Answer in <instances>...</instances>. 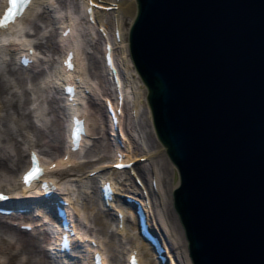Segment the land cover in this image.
<instances>
[{
  "label": "water",
  "instance_id": "1",
  "mask_svg": "<svg viewBox=\"0 0 264 264\" xmlns=\"http://www.w3.org/2000/svg\"><path fill=\"white\" fill-rule=\"evenodd\" d=\"M137 5L130 55L193 263L264 264V0Z\"/></svg>",
  "mask_w": 264,
  "mask_h": 264
},
{
  "label": "bare ground",
  "instance_id": "2",
  "mask_svg": "<svg viewBox=\"0 0 264 264\" xmlns=\"http://www.w3.org/2000/svg\"><path fill=\"white\" fill-rule=\"evenodd\" d=\"M49 1H52V3L55 2V4H57V7L59 8V12L61 13L59 23H61L63 26L65 24H68L69 27H71V34L67 38L61 35V37L64 38L63 39L64 41H60L61 44H59L56 47L57 52H58L57 53L58 58H57V61L55 62L61 63L60 60L62 56L64 55L65 50L69 46L72 49H74L77 55L76 56L77 60H78V64L76 65L78 69L80 70L79 75H80V78H82L83 84L86 87L90 88L93 91V93L96 94V96L98 95L101 98L100 99L101 104H103V106L99 104L98 105L99 109L96 110L95 107H92V105L88 103L89 101L88 102L85 101L86 98L82 96V94L77 89L76 96L73 99L75 102H77L74 104L72 108L74 113L80 114V113H84L87 110L88 111L91 110L92 114L95 112H98L99 113L98 115L97 113L95 114L99 116L100 124L96 120L97 116L95 114L94 115L90 114L88 116L89 119H93L95 124H99L100 131L102 129L110 130L111 128L110 125L112 124L109 120V116L106 114V111H105L106 108L104 106V103L102 102V96L105 95L102 87H104L105 91H109L108 93H112L115 91L114 90L115 85H114V82L108 80L103 53L102 51L100 52L102 62H103V65L101 67L103 70L100 68L99 72H97L96 69L93 70L90 66H88L87 59L85 55H83V53L86 51L85 49H87V47L91 45L90 44L91 38H96V36H99L100 40L97 43L102 45L101 41L103 40V35L101 37L100 33L98 32V29H96V25L97 23H99L102 25L107 35L106 39H104L105 43L109 42L112 47L111 57H112L113 65L116 66L117 71H118L117 75L119 77L120 85H121L120 90L122 91V94L125 97L124 107L127 104V107L129 108L127 113H126L127 111L126 107H125L126 109L125 113L123 111V114H125L124 119L126 123V128L128 129V133H129L128 126L130 125V122H132L133 126L138 132L137 136L139 137V139L141 140L146 139L145 136H143L144 134L143 132H145L144 131L145 128H148L154 135L151 111H150V107L148 106V102H146V97H145L146 96L145 87L143 83L141 82V79L139 78L138 74L136 73V70L134 69V66L131 62L130 56L128 55L129 50H128L127 40L125 36V33L128 31V28H125V26H123L125 14L126 16H130L129 19L133 21L132 19L135 16V13L137 11L136 10L137 8L136 0H104V2H106L105 4H112V1L116 2L118 10L113 11V12L111 11L102 12L99 10L98 11L93 10V13H91V15L94 17V19H96V22L94 24H91V22L87 20L88 15L85 10L86 2L83 0L82 1L81 0H35L32 7L27 10L26 16H24V18L19 20L16 26H12L11 29L0 30V57L1 56L5 57L6 55L11 54L10 48H9V45H10L9 42H14V40H17V41L19 40L21 42L20 44L23 46L27 45L33 48L32 41H30V39L23 36L25 32L24 30L27 28L28 25H31L32 19L34 20L37 19V16L40 10L43 12L50 11L47 5ZM1 4H2V0H0V6H2ZM115 23L119 27V31H121V34H120L121 47L118 46L119 43L116 37L114 36L113 30L115 29L114 28ZM60 67L62 71H64L63 72L64 79L61 78L58 82H60L61 85L67 81L71 82L74 72L66 71V68L62 65ZM103 72H104V75L106 74V77H107L106 81H108V87H106V82H104V77L102 75ZM37 78L38 76L36 77V80ZM96 78H99V82H101L102 87L99 85L98 80ZM0 91H4V87L1 82H0ZM42 101L43 100H41V102H38L37 104L36 112L39 113V115L44 114L42 113L43 111ZM112 105H114V102ZM49 107H52L51 112L56 113L54 124L56 125L57 123V125H60L61 127L60 129L63 130L62 135L65 134L66 130H64L65 127L63 126L66 120L65 118H63V115H61L63 114V111H61V109L59 110L58 108H56V106H53L52 103L49 104ZM94 108L95 110H93ZM114 108L116 110V105H114ZM132 109L135 111L136 115L139 114L141 117L145 118L146 123L144 125V128L141 129L140 131H138L136 124L133 121L134 118L132 117V113H131ZM64 117H66V115ZM119 119H120L121 126H122V120H123L122 116H119ZM123 129L124 128H122V130ZM93 133L95 134V131H93ZM125 138H128V136L126 137V134H125ZM129 138L128 139L130 143L128 147L130 148L133 147L132 152L128 151L129 159L136 161L139 159V157H143L144 155H146L147 159L149 158V161L144 162L142 165H139V166L136 165L137 167L134 165L133 171H135V175L138 178H141V180H143L144 186H142V188L147 190L148 198L150 199L151 202L153 201L152 202L153 206L152 208H150L151 213H153L154 217L156 218L160 217L162 219V222L160 219L162 227L164 226L163 222H165L169 226L168 232L169 230L172 231L171 236H173V240L175 241V242H172L173 250H174L175 256H177L176 259H178L176 261V264H178V261L180 264H184V263L191 264L190 259L188 258V253H187L188 249L186 248V245H187L186 239H184L182 227L172 207L173 201H172L171 194H172L173 188L178 183V180L174 178V174H176V168L174 167V165H172V163H170L169 159L166 157L165 149L163 148V145L160 144L158 140L156 139V135H154V140L156 141L155 145L151 144V146H149V148L147 149L141 146L140 143L135 142V138L130 136V133H129ZM107 139L109 141L104 139L105 141L108 142V148L106 149L107 152L105 154L106 156H104V158L102 159H99V161L90 162V165L88 166L80 165V166L71 167V169L66 170V171L65 170L58 171L55 169H51V171L48 172L47 174L49 178L60 179L61 182L58 184L61 187V189H64L66 192L69 190L68 191L69 196H72L71 198L73 199V202L76 203L75 209L76 211H78L79 215L82 216L83 220L85 221L88 220L90 222L88 215H87V211L85 210L86 208L90 207L89 211L95 212L93 214L94 219H95L94 223L96 224L95 228L92 227L88 230H85L83 229L82 223L80 222H78L77 226H78V230L80 231L79 235L81 237H86L88 238V240L94 239L96 243H98V245L93 248L89 244V242L86 241L84 243L85 245L84 252H80V250L78 251L74 249V254L80 253L83 256L81 260H85V259L87 260V258L90 260V256H92L90 252L92 250L101 251L105 257V262H107V264H122L124 263V261H126L124 260L126 255L125 254L119 255L118 253H116L115 251L116 249L114 250L116 245L117 246L119 245L122 247V250L126 251L127 254L130 251L129 249H131V251H133V249H136L137 258L139 259L140 264H160V262L157 261L155 252H153L149 244L145 243V241L141 239L140 234L138 232V228H137L138 227L137 216L134 215V212L130 207L125 208V206H121L119 205V203L117 204L116 202H114L115 203L114 205L118 208V210H120V212H122V216H123L122 218L123 222H122L121 227H117L118 222H117V217L115 216V212H112L111 210H107L106 208L103 209V207L94 200V196L90 197L89 201H86V204H84V206H81L80 204V201H79L80 188L82 189L84 188L87 191L91 190L93 189L92 184L94 183V180L95 181L97 180L94 186H96V189H98L101 179H103L105 176L107 178H113L115 186L117 185L118 187L121 188V190L123 189L126 192L127 191H134L135 193L138 192L137 187L135 186L134 181L132 177H130L131 175H129L128 172H121V171L118 172L110 168V171H106L105 175H98L96 177H90L88 175H86L85 177L82 176L84 172H89L90 170L99 169L100 167L105 168L107 167L106 166L107 164H111L113 156L115 155L114 147L119 144H116L114 142L115 140L110 139V137H107ZM104 140L102 138L100 140H97V142L101 143L103 147L104 143L102 142H104ZM85 142L91 143V140L87 139V141ZM65 145H66L65 141L61 143L58 141V143H54V145H50L51 148L54 150V152L50 153L51 155L49 154L50 157L44 156L43 157L44 160L47 161L48 164H51L52 162H56V165H57L56 167L66 166L70 163H76L75 161L76 157L79 156V154L81 153L80 151L83 150V146H81L82 147L81 150L73 152L71 149L67 151L64 150ZM30 147L38 151L36 145H31ZM17 154L18 156L16 158L17 160L15 163V167H12L10 171L8 170L9 172H11L9 174L10 179H14V182L12 183L13 185L11 184L14 187L18 185L16 184V179H15L16 176H18V173L22 172V170L26 169L27 165H29V162L27 161L28 159L25 160L24 154H22L21 150ZM65 154H68L69 156L65 158ZM159 158H164L167 163V167L169 168V172H167V175H166L165 183H164V178H162L163 174L160 173L161 170L158 169V165H159L158 163L160 160ZM6 166H7L6 163L3 160H0V167L5 168ZM87 168L89 169L87 170ZM74 170L78 172L84 171L80 176V182H82L80 186L78 184H75L73 180L70 179L71 175L76 176L74 173L71 172ZM154 174H156V178L158 179L157 183H158L159 192L161 193V196H163L162 197L163 206L165 203L166 208L162 207V203H160L159 195L153 192L152 184L150 183L151 182L150 178ZM123 177H125V179L120 182L119 179ZM14 187H13L14 190L12 189V191H15V190L17 191V189L21 191L20 193L15 192L16 195L24 196L27 193L26 192L27 189H23L20 186H19L20 189L14 188ZM135 193L133 194L137 196L138 193L137 194ZM25 202H26L25 205L27 207H31V205H33V203L30 202V200H26ZM169 207L170 209H168ZM41 213L42 212L37 207L35 210H33V212L28 214L29 217H25V216L24 217L28 219L27 221H30L31 224L34 226L37 223L39 224L42 222V220L39 218L40 217L39 214ZM12 220L18 222L19 218L12 217ZM40 225L43 226L46 224L42 222V224ZM112 227H114L116 230H118L120 233L123 234L122 237H125L127 239L126 244L121 243L120 245L118 244V241L115 240V238H112L109 236V233H110L109 230ZM54 228L55 226L53 224L52 226L47 224L44 227L45 230L46 229L53 230ZM14 230L16 229H14L11 226L9 230L5 229L4 231L5 233L7 232L9 235L13 236V234H15L13 232ZM164 231L165 233H167L165 229ZM18 232L24 234L23 236H25L23 241L21 240L19 244L17 243L18 245L13 244L11 242L9 243L7 241L5 242L0 241V264H18V262H16L17 260L20 261L19 264H32L33 263L34 260H33L32 254L36 253L35 247L37 246L36 244L38 243V240L35 236L34 237L31 236L30 232L28 233L27 231H21V230H19ZM49 237H47L48 239L47 245L50 244ZM122 237L120 236V238ZM3 247L5 249L8 248L9 250L8 252L9 254H7V257H6L5 251H3ZM25 252H27L26 256H25ZM46 255L48 256V253L45 252V256ZM62 261L64 262L63 264H66L65 261H67V263L70 262L69 257L66 255H63ZM56 264H59V263L57 262Z\"/></svg>",
  "mask_w": 264,
  "mask_h": 264
},
{
  "label": "rangeland",
  "instance_id": "3",
  "mask_svg": "<svg viewBox=\"0 0 264 264\" xmlns=\"http://www.w3.org/2000/svg\"><path fill=\"white\" fill-rule=\"evenodd\" d=\"M52 9L53 11L49 12H43L40 10L36 21L32 20L31 25H28L31 34L27 37L34 43L35 46H37V50H39L38 54H40L41 56L36 66L24 70L20 68L18 63L13 62L12 58L5 59V62L0 64V82L4 87V91H0V160H3L7 165L5 168L0 167V181H5V183H13V180L10 179L9 174L11 172L9 171L12 167H15V163L17 160L16 158L18 156L17 153H19L20 150L22 151V154H24V158L26 160V149L30 146L31 143L37 144L41 148L42 152H44V155H49L50 153L54 152L50 145H54V143H58V141L60 143L63 142V130L60 129V125H57V123L56 125L54 124L56 113L51 112L52 107H49V104L52 103L53 106H56V108H58L59 110L61 109V111H63V114L61 115H63V118H65V110H63L62 101H60L59 91H57L55 87L52 88V85H54V82L52 81L55 77L52 76L50 78L47 76V80L45 82L46 84L43 83L44 79L42 81H38V79L36 80V77L42 71L45 70V72H48L51 69L50 67L54 65V57L57 56V53L55 52L57 50L56 47L59 44V38L58 33H56L55 27L60 25V23H58L60 12L57 4ZM129 18L130 16H126L125 14V28H129V24L131 22ZM126 34L127 33H125V36H127ZM97 42L98 38H92V41L90 42L91 45L87 48L88 52L85 51L83 55H85L87 59L88 66H90L93 70L96 69L97 72H99L100 68L102 69V58H100V47L99 43ZM96 79L98 80L99 85L102 87L101 82H99V78ZM36 89H39L41 93H43L42 99H44V106L47 117L46 122L42 124L39 123L40 125H38L37 123V118L36 121L35 118H33L34 113H32V109L30 108V92H33ZM86 100L87 99H85V101ZM88 103L91 104L92 107H95L96 110L99 109V98L94 100L93 103ZM95 108L93 110H95ZM95 113L99 114L98 112ZM134 122L138 131L143 129L146 123L145 118L141 117L140 115H138ZM128 128L130 136L135 138V142L140 143L141 146H144L147 149L149 148V146H151V144L155 145L156 141L154 140V135L148 128L144 129L145 132H143V136H145L146 139L143 140L139 139V137L137 136L138 132L133 126L132 122H130ZM103 133L104 131L102 129V132L99 135L100 137L97 138V140H100L102 138L103 140H108V135ZM97 140H94L91 143H85L82 151L83 154L81 153V156L83 158L79 156L77 164H75V166H85L87 164H90V162L92 161H98L99 159H102L104 158V156H106L105 154L107 152L106 149L108 148V142L104 140V142H102L104 143V146L102 147L101 143H98ZM159 159L160 160L158 164L160 166L158 165V169L161 170L160 173L163 174L161 175L162 178H164L165 183L169 168L167 167V163L164 158ZM82 160L85 163L82 162ZM73 173H76V171L74 170ZM80 196V204L81 206H84V204H86V201H89V198L93 196V193H83ZM168 209H170V207ZM85 210L87 211V215L90 220L88 229L92 227L95 228L96 224L94 223L95 219L93 215L95 212L89 211L90 207L86 208ZM167 226L165 225V227ZM0 229V241L19 244L20 241H23L25 238V236H23L24 234L17 232L16 230L13 231L15 233L13 234V236L9 235L7 232L5 233V229H10V223H7L4 218L0 219ZM109 232V236L115 238V240L118 241V244L121 245V243H127V239L122 236V238H120L114 227H112ZM36 235L34 234L35 237L39 236V231L36 232ZM40 236L44 237V234H40ZM36 245V253L32 254L34 260L32 264H49L47 263L49 262V259L45 257V254H43L41 244L39 245V243H37ZM114 250L119 255H123L126 253V251L122 250V247L119 245H116ZM3 251H5L7 257V254H9L8 248L5 249L3 247ZM26 255L27 252H25V256ZM16 262H18V264L20 263L19 260H17Z\"/></svg>",
  "mask_w": 264,
  "mask_h": 264
},
{
  "label": "snow or ice",
  "instance_id": "4",
  "mask_svg": "<svg viewBox=\"0 0 264 264\" xmlns=\"http://www.w3.org/2000/svg\"><path fill=\"white\" fill-rule=\"evenodd\" d=\"M13 5L15 6L16 0H12ZM11 11H9V15L5 17V20L9 19L11 16ZM33 161L35 163V154H33ZM117 167H120V165H117ZM38 170L36 168L33 169L32 172L28 173V175L25 177V182H27Z\"/></svg>",
  "mask_w": 264,
  "mask_h": 264
}]
</instances>
